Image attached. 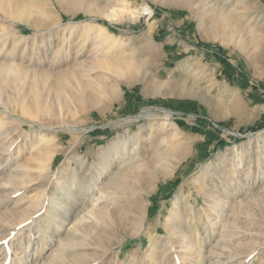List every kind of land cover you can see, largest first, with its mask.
Segmentation results:
<instances>
[{"label":"rangeland","instance_id":"obj_1","mask_svg":"<svg viewBox=\"0 0 264 264\" xmlns=\"http://www.w3.org/2000/svg\"><path fill=\"white\" fill-rule=\"evenodd\" d=\"M79 1L73 13L46 0L27 21L0 11V62L52 72L0 75V264H264V0ZM200 42L223 48L247 87ZM116 59L136 69H108ZM63 68L77 77L61 83ZM31 82L38 116L23 111ZM134 86L198 107L125 110Z\"/></svg>","mask_w":264,"mask_h":264},{"label":"bare ground","instance_id":"obj_2","mask_svg":"<svg viewBox=\"0 0 264 264\" xmlns=\"http://www.w3.org/2000/svg\"><path fill=\"white\" fill-rule=\"evenodd\" d=\"M191 0H162L161 2H165V3H168V4H173V5H179V6H186V7H190V2ZM198 1H200V0H198ZM55 2L62 8V9H66V8H69L72 12L73 11H75V10H77V9H79L80 7H81V5H80V1L79 0H55ZM247 2H249V1H247ZM191 6H192V4H191ZM209 6V5H208ZM256 7V6H255ZM195 8V7H194ZM149 9L148 8H144V10H143V13L144 14H148L149 13V11H148ZM0 11L1 12H3L5 15H7L10 19H15V18H19V19H22V20H29V18H30V15L31 14H33L34 12H37V14H39V15H41V16H45V15H47V13L48 12H50V9L48 8V6H47V2H46V0H0ZM220 12H221V10H220ZM74 13V12H73ZM210 14V13H209ZM52 16V15H51ZM55 16V15H54ZM37 17H38V15H37ZM47 18V17H46ZM49 20H50V18H49ZM34 22H35V24H37L38 22H41L40 21V18H36V20H34ZM47 22V21H46ZM41 24V23H40ZM32 25V24H31ZM51 26V25H50ZM36 27V26H35ZM149 29V28H148ZM150 30V29H149ZM4 33V32H3ZM7 35H8V33H7ZM4 36V35H3ZM7 37V36H6ZM4 39V38H3ZM8 40V39H7ZM117 43H120L121 41H116ZM117 43H115V44H117ZM121 44V43H120ZM114 46V45H113ZM123 59V58H122ZM108 62H110V61H108ZM70 67V66H69ZM68 67V68H69ZM72 68H73V66H71ZM70 67V68H71ZM108 69H110V70H114V69H116V68H122V69H125V70H131V69H136V64L132 61V60H117L116 59V61H113V62H111V63H108L107 64V66H106ZM7 68H8V70H7ZM119 68V69H120ZM5 70H7V71H12V73L15 75V77H18L19 78V76L21 77V75L23 74V75H26V74H28V76L30 75V76H33V77H35V76H37V74H43V75H46V76H49L50 75V73H52V72H50L49 73V71H48V69H46V68H37L36 70H31V71H29V70H27V69H22V68H19V67H17V66H15V64L14 65H7L6 63H3V62H0V75H2V72L3 71H5ZM6 72V71H5ZM8 73V72H7ZM67 73H71L72 74V76L73 77H77L76 75V72H73V70H65L64 68L61 70V71H59L57 74H58V76H57V79H58V81H60L61 79V76H64L65 74H67ZM54 74V73H53ZM8 75V74H7ZM41 76V75H40ZM121 76V75H120ZM26 77H27V75H26ZM70 77V76H69ZM97 77L99 78V80L103 83V85H104V88H103V90L106 92V93H108L109 92V87H108V85H107V83L105 82L106 81V79H105V77L103 76V75H97ZM54 78V77H53ZM68 78V77H67ZM33 79V78H32ZM65 79V78H64ZM17 80V79H16ZM133 80V77L132 78H124V79H122L121 77H116V81H119V82H123V81H125V82H127V83H130L131 81ZM38 81V80H37ZM34 82V81H33ZM33 82H31V85L29 86L30 88H31V90L33 91V93L32 94H30V95H32V97H31V101H29V104L28 103H26V104H28V105H26V104H24L23 103V111L25 112V113H28V114H30V115H32L31 114V112L32 113H34L33 111H31L30 109V107L31 106H34V108L32 109V110H37L36 112H37V115L36 116H38L39 114H41V112H42V106L40 107V98L38 97V95H37V91H35V85H34V83ZM74 82H75V84H76V86H80V93L82 94L83 92H84V89H85V85L83 86L81 83H80V81H78L77 79L75 80L74 79ZM33 83V84H32ZM61 83H62V80H61ZM65 82H63V84H64ZM53 84H55V83H53ZM53 84H51V86L53 85ZM66 84V83H65ZM64 84V85H65ZM68 85H69V83H68ZM55 86H56V84H55ZM54 86V87H55ZM53 87V88H54ZM58 87V86H57ZM63 87V86H62ZM61 87V88H62ZM51 89V88H50ZM102 89V88H101ZM55 90V89H54ZM30 91V90H29ZM31 91V92H32ZM51 91H53L52 89H51ZM76 91H77V89H76ZM18 92V98H22V96L25 94H23L22 92H21V90L20 91H17ZM54 92V91H53ZM58 92V91H57ZM170 91H168V93H169ZM167 93V94H168ZM23 94V95H22ZM173 94H175V93H173ZM27 95V94H26ZM182 95V94H181ZM82 96V95H81ZM29 98V97H28ZM19 101V100H18ZM21 101V100H20ZM23 101V100H22ZM25 101V100H24ZM81 101V100H80ZM82 102V101H81ZM43 104V103H42ZM84 104V103H83ZM30 106V107H29ZM43 106H45V105H43ZM36 108V109H35ZM47 108V107H46ZM43 110H44V108H43ZM47 113H48V111H47ZM36 114V113H35ZM85 188V187H84ZM116 225H117V227H119V228H122L123 226H124V224H123V221H118V222H116ZM116 227V226H115ZM107 232V231H106ZM150 240H152V238L150 239ZM151 242V241H150ZM153 242V241H152Z\"/></svg>","mask_w":264,"mask_h":264},{"label":"trees","instance_id":"obj_3","mask_svg":"<svg viewBox=\"0 0 264 264\" xmlns=\"http://www.w3.org/2000/svg\"><path fill=\"white\" fill-rule=\"evenodd\" d=\"M178 13H182V12H178ZM99 23H101L102 25L106 26L110 31H115L114 28L112 26H110L108 24V22H106L105 20H98ZM187 28V30L192 29V23H188L185 26ZM198 47L203 49L206 54L209 53L214 59L215 61H217L221 67V74L222 77L224 79H226L228 82H234L235 80H233L234 78L237 79V83L242 87H247L248 85V77L247 75L241 70L239 69V67H235L233 66L228 59L225 57V50L223 48H221L220 46L217 45H213L211 43H203L200 42L198 44ZM236 68L238 69V71L236 70ZM123 98H124V106L123 109L125 110H136V108L138 107L139 104H160L166 107H170L176 110H183V112L185 113L186 111H193L195 110L198 106L195 102L192 101H175V100H171V99H167V100H162V99H148V100H144L141 95L138 93L137 91V86H134L131 90H125L124 94H123ZM256 103L257 102H264V98H256ZM260 121L258 123H256V127H261L264 126L263 125V120H264V114H262L260 116ZM253 126H250L249 128H252ZM187 129V128H186ZM190 131L193 132H200L203 133L204 136L206 137L205 140L202 142V145H209L211 137L213 136V132L208 131V130H201V127L198 125H192L189 127ZM223 146V140L222 139H216V142L214 144V148ZM200 153H202L200 151ZM177 180H175L174 182H176ZM169 192L168 194H166L163 199L168 198L170 196ZM152 209H150V213L152 214L155 211V205L151 206ZM154 209V210H153Z\"/></svg>","mask_w":264,"mask_h":264}]
</instances>
